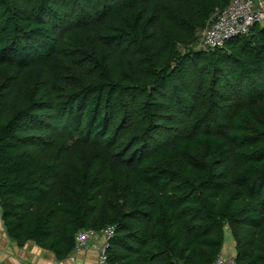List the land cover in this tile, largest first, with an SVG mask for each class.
I'll return each mask as SVG.
<instances>
[{
	"label": "trees",
	"instance_id": "1",
	"mask_svg": "<svg viewBox=\"0 0 264 264\" xmlns=\"http://www.w3.org/2000/svg\"><path fill=\"white\" fill-rule=\"evenodd\" d=\"M231 1L0 0L12 239L64 259L114 227L108 264H214L230 231L264 264V27L200 46Z\"/></svg>",
	"mask_w": 264,
	"mask_h": 264
},
{
	"label": "built area",
	"instance_id": "2",
	"mask_svg": "<svg viewBox=\"0 0 264 264\" xmlns=\"http://www.w3.org/2000/svg\"><path fill=\"white\" fill-rule=\"evenodd\" d=\"M256 0H232L224 9L217 12L204 30L200 46L206 49L224 48L235 37L245 36L257 24L264 20V6L255 4ZM96 234H102L106 242L94 244L99 252L97 264H108L107 249L110 239L115 235V228L108 227L100 232L93 230L80 231L75 237L74 250L83 251L93 242ZM214 264H237L234 256L221 254Z\"/></svg>",
	"mask_w": 264,
	"mask_h": 264
},
{
	"label": "crops",
	"instance_id": "3",
	"mask_svg": "<svg viewBox=\"0 0 264 264\" xmlns=\"http://www.w3.org/2000/svg\"><path fill=\"white\" fill-rule=\"evenodd\" d=\"M255 4L257 7L264 6V0H256ZM260 26L264 27V20ZM105 242L102 234H96L87 249L80 252L73 250L66 258L58 259L53 251L33 241L20 244L12 239L4 227L0 207V264H97L99 252L94 244L103 245ZM222 254L236 257V241L230 231L226 232Z\"/></svg>",
	"mask_w": 264,
	"mask_h": 264
},
{
	"label": "rangeland",
	"instance_id": "4",
	"mask_svg": "<svg viewBox=\"0 0 264 264\" xmlns=\"http://www.w3.org/2000/svg\"><path fill=\"white\" fill-rule=\"evenodd\" d=\"M64 143H65L64 146L58 145L56 147L54 155L59 154L58 157H62L64 155V152H66L67 150L72 151V150L76 149L75 145H71V142L65 141ZM71 151H70V153H71ZM67 154H69V153H67Z\"/></svg>",
	"mask_w": 264,
	"mask_h": 264
}]
</instances>
